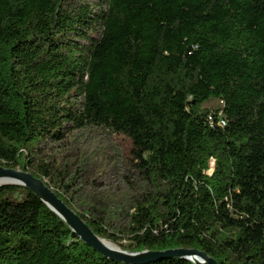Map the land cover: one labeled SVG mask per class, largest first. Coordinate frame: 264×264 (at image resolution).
<instances>
[{"label":"trees","instance_id":"trees-1","mask_svg":"<svg viewBox=\"0 0 264 264\" xmlns=\"http://www.w3.org/2000/svg\"><path fill=\"white\" fill-rule=\"evenodd\" d=\"M88 128L127 141L143 184L117 206L124 232L77 212L97 236L133 253L264 264V0H0V167L74 210L66 170L31 147ZM0 264L125 263L30 189L4 185Z\"/></svg>","mask_w":264,"mask_h":264},{"label":"rangeland","instance_id":"rangeland-1","mask_svg":"<svg viewBox=\"0 0 264 264\" xmlns=\"http://www.w3.org/2000/svg\"><path fill=\"white\" fill-rule=\"evenodd\" d=\"M83 1L94 5L102 2ZM209 106L215 108L217 104L212 102ZM32 148L41 149L35 153L39 160L55 162L58 168L66 170L72 186L64 195L70 199L76 213L100 216L112 233L125 231V221L117 206L126 202V194L132 188L140 195L143 184L129 171L128 144L122 136L102 128H88L68 134L62 142L42 141L33 144ZM126 176L130 178V184L126 182ZM59 191L63 193V190ZM118 245L124 249L129 242Z\"/></svg>","mask_w":264,"mask_h":264},{"label":"water","instance_id":"water-1","mask_svg":"<svg viewBox=\"0 0 264 264\" xmlns=\"http://www.w3.org/2000/svg\"><path fill=\"white\" fill-rule=\"evenodd\" d=\"M2 177H10L16 180L15 183L5 185H17L30 189L53 212L62 218L85 244L109 260L125 264H154L171 259H185L194 264H202L199 261L201 259L204 264H218L216 260L209 257L205 252L193 249H173L159 252L144 251L141 253L110 249L101 242V237L97 236L86 222L56 195L46 182L35 178L27 171L5 167H0V178Z\"/></svg>","mask_w":264,"mask_h":264},{"label":"bare ground","instance_id":"bare-ground-1","mask_svg":"<svg viewBox=\"0 0 264 264\" xmlns=\"http://www.w3.org/2000/svg\"><path fill=\"white\" fill-rule=\"evenodd\" d=\"M15 182H16V180H14V179H12V178H10V177H2V178H0V186L5 185V184H10V183H15ZM101 242H102L106 247H108V248H110V249H114V250H118V251H125V250H122L119 246L115 245L114 243H112V242H110V241H108V240H106V239L101 238ZM199 261H200L202 264H204L203 261H202L201 259H199Z\"/></svg>","mask_w":264,"mask_h":264},{"label":"built area","instance_id":"built-area-1","mask_svg":"<svg viewBox=\"0 0 264 264\" xmlns=\"http://www.w3.org/2000/svg\"><path fill=\"white\" fill-rule=\"evenodd\" d=\"M220 124L224 125V122L222 121Z\"/></svg>","mask_w":264,"mask_h":264}]
</instances>
